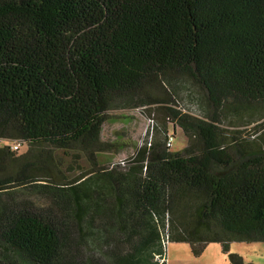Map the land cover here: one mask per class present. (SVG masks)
<instances>
[{"label": "trees", "instance_id": "obj_1", "mask_svg": "<svg viewBox=\"0 0 264 264\" xmlns=\"http://www.w3.org/2000/svg\"><path fill=\"white\" fill-rule=\"evenodd\" d=\"M168 76L200 87L213 116L166 108L188 146L106 170L111 104ZM256 108L264 0H0V192L41 185L60 212L3 205L0 264H166V243L245 264L230 245L264 242L263 148L233 151L219 116Z\"/></svg>", "mask_w": 264, "mask_h": 264}, {"label": "rangeland", "instance_id": "obj_2", "mask_svg": "<svg viewBox=\"0 0 264 264\" xmlns=\"http://www.w3.org/2000/svg\"><path fill=\"white\" fill-rule=\"evenodd\" d=\"M175 108L196 119L207 121L213 116L204 91L190 79L179 76H168L155 88L135 97H125L114 101L108 111V120L102 127L100 140L106 151L101 153L105 160V169L122 173L132 166V159L137 158L138 166L147 160L153 147L170 148V152L178 153L188 146L181 128L174 129L173 120L167 115L166 108ZM219 128L227 136V144L236 151L237 141L245 148L262 149L264 156V109L250 111L221 112ZM173 137L171 146L166 144L165 137ZM253 136V138H252ZM258 140V141H254ZM244 142V143H243ZM26 147L21 145L18 155L24 153ZM240 152V151H239ZM238 156L241 154L237 152ZM83 157L82 164H88ZM124 161L125 165L120 162ZM102 189L108 186L104 178L93 177L92 182ZM40 184V183H38ZM39 186H29L0 192V208L12 203L21 208L14 213L41 216L46 211L59 216L45 191ZM59 211V209H58ZM73 233V234H72ZM71 232V236L74 235ZM1 244V243H0ZM230 253L239 255L245 264H264V242L232 243ZM166 264H230L226 255L222 254L218 244H209L199 256L191 253L187 243H168L166 246Z\"/></svg>", "mask_w": 264, "mask_h": 264}, {"label": "built area", "instance_id": "obj_3", "mask_svg": "<svg viewBox=\"0 0 264 264\" xmlns=\"http://www.w3.org/2000/svg\"><path fill=\"white\" fill-rule=\"evenodd\" d=\"M172 139H173V137H168V139H167V141H166V144H167L169 147L171 146ZM18 148H19V144H18V143L12 145V149H13V150H18ZM120 164H121V165H125V162L122 161V162H120ZM166 244H167V243H166ZM166 244H165V247L167 246Z\"/></svg>", "mask_w": 264, "mask_h": 264}]
</instances>
